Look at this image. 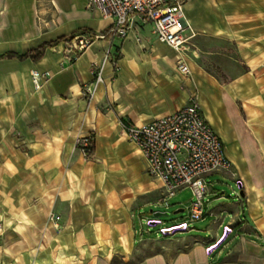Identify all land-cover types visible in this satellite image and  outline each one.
<instances>
[{
	"label": "crops",
	"instance_id": "crops-1",
	"mask_svg": "<svg viewBox=\"0 0 264 264\" xmlns=\"http://www.w3.org/2000/svg\"><path fill=\"white\" fill-rule=\"evenodd\" d=\"M89 1L0 0V55L24 54L44 43L70 39L47 49L38 62L0 60V243L9 245L19 239L25 251L16 248L13 256L27 259L23 264H62L60 257H87L88 250L82 246L68 251L52 249L58 238H78L79 233L87 232L82 223L72 234L65 227L49 238L47 220L41 216L56 210L57 205L58 211H68V219L76 216L75 210L87 209V201L75 202L73 193L52 200L58 163L67 176L93 177L96 170L85 169L76 142L95 131L100 142L110 138L111 125H115L106 121L110 115L141 127L198 104L222 139L236 178L227 172L217 173L241 183L242 188L237 201L226 205L221 202L223 193L216 189L218 185L213 189L208 186L209 197L215 199L212 203H217L210 213L214 216L212 237L155 239L164 245L147 251L141 264H264V106H254L250 80L240 76L225 82L198 66L192 70L184 52H177L181 58L174 61L166 53L169 46L153 33V26L138 18L132 19L128 38L114 37L110 34L113 20L102 18L89 7ZM200 5L208 7L211 2L186 0L190 29L185 35L189 41L193 38L190 21L199 14ZM77 36L91 38L92 44L79 50L74 43ZM97 36L105 38L95 39ZM181 60L191 75L178 71ZM102 66L104 82L91 98L86 89L94 86V71ZM33 71L51 77L41 91L32 84ZM98 141L96 159L100 156ZM41 178L45 179L43 188ZM226 227L231 233L208 253L209 247L221 241ZM134 230L132 223L133 243L137 238ZM11 234L17 238L11 239ZM125 250L130 253L126 246ZM115 252L112 249L107 256ZM107 256H96L100 257L98 264H107Z\"/></svg>",
	"mask_w": 264,
	"mask_h": 264
},
{
	"label": "rangeland",
	"instance_id": "rangeland-1",
	"mask_svg": "<svg viewBox=\"0 0 264 264\" xmlns=\"http://www.w3.org/2000/svg\"><path fill=\"white\" fill-rule=\"evenodd\" d=\"M210 2L208 7L200 5L199 14L190 21L193 38L187 44L183 57L190 63L192 70L193 66H198L225 82H233L238 77L245 76L250 80L249 95L253 96L254 106L261 108L264 106V0ZM166 53L168 56L172 55L174 61L181 58V55L170 47H167ZM109 119H106L109 124L115 122V125H111L110 138L107 136V139L104 138L100 142L94 130L95 138L99 142V158H94L91 163L86 162L84 156L82 158L85 169L96 170L95 176H67V171L61 169L59 163L56 167L55 185L51 189L52 200L54 201L55 197L65 199L73 193L75 202L80 199L83 203L87 201V209L75 210L76 216L69 219L67 210H57L59 205L56 210L51 211L52 213H41L47 220L49 238H55L65 227L68 228L69 234H72L71 230L74 228L78 229L81 223L86 227L87 232L79 233L78 238L76 235L70 236L69 241L63 237L58 238L52 249L68 251L82 246L88 250V256L60 257L61 263L98 264L101 256L110 255L114 249V256L104 258L107 264H141L147 251L160 250L164 245L155 242V239L167 241L181 237H212L210 229L214 216H210V213L217 205L212 203L215 199L209 195L205 197L206 215L204 219L196 222L189 221L190 207L194 201L190 188L178 191L166 205L162 204L165 199L162 185L148 176L142 150L129 138L126 120H116L113 115H110ZM250 120L252 121L251 118ZM77 151L80 152L78 148ZM223 172L233 174V178H236L232 164ZM44 184L45 179L41 178L42 188ZM214 184H217L216 189L223 193L222 203L230 205L237 201V193L240 192L237 182L223 173H215L206 177L207 187L213 189ZM178 210L184 212L175 214ZM154 213H169V216L155 218ZM52 214H60V220L64 224L59 221L56 227L50 219ZM154 220L160 223L150 226L149 222ZM186 221L190 224L186 232L166 237L160 233L163 227ZM132 223L135 224V236L137 234L134 243L130 231ZM46 227L43 223V229ZM20 229L17 228L18 231ZM15 235L17 236L11 234V239L17 238ZM224 235L225 229L222 238ZM82 237L87 241H82ZM22 245L19 239H13L9 245L0 243V264H23L22 261L27 259L13 256L16 248L20 252L25 251ZM125 246L130 250L129 254L126 253ZM99 255L100 257H96ZM29 260L31 262L32 259Z\"/></svg>",
	"mask_w": 264,
	"mask_h": 264
},
{
	"label": "built area",
	"instance_id": "built-area-1",
	"mask_svg": "<svg viewBox=\"0 0 264 264\" xmlns=\"http://www.w3.org/2000/svg\"><path fill=\"white\" fill-rule=\"evenodd\" d=\"M185 5L186 0L89 1V7L97 11L102 18L113 20L110 34L114 37L128 38L132 19L138 18L143 24L153 26V33L160 43L168 45L178 53L185 51L189 41L185 35V31L190 29L186 20ZM104 38L105 36L95 37ZM74 43L79 50H84L92 44V39L77 36ZM103 71V66L94 71V86L86 89L91 98H94L97 86L104 82ZM178 71L183 75H189L191 72L182 60L178 64ZM50 79L48 73H31V81L36 91L44 89ZM128 135L142 150L148 176L162 185L165 194L162 204L166 205L178 191L190 188L194 201L190 207L189 221L204 219L205 197L208 195L206 176L227 171L232 163L226 154L222 139L207 121L200 106L191 104L149 124L131 127L128 129ZM87 138L81 136L76 142V148L85 159ZM50 219L53 223H58L61 218L52 214ZM189 225L186 221L163 227L160 233L165 237L169 235L166 231L171 229H177L174 234L183 233L189 229ZM227 230L228 234L231 233V229L226 227L225 234ZM215 247L216 245L209 247L207 252H213Z\"/></svg>",
	"mask_w": 264,
	"mask_h": 264
},
{
	"label": "trees",
	"instance_id": "trees-1",
	"mask_svg": "<svg viewBox=\"0 0 264 264\" xmlns=\"http://www.w3.org/2000/svg\"><path fill=\"white\" fill-rule=\"evenodd\" d=\"M73 37L74 35L71 38ZM64 41H70V39H60L56 42L44 43L39 48L29 51L24 54H14V53L3 54V55H0V60L16 58L20 61H25V60L30 59L33 62H38L44 58L47 49L53 48L59 43L64 42ZM241 113H242V116L244 117V112H243L242 107H241ZM126 126L129 128L132 127L131 123L128 121L126 122ZM87 143L88 145H87V151H86V161L91 162L94 160L96 156V138H95L94 133H91L90 136L87 138Z\"/></svg>",
	"mask_w": 264,
	"mask_h": 264
},
{
	"label": "water",
	"instance_id": "water-1",
	"mask_svg": "<svg viewBox=\"0 0 264 264\" xmlns=\"http://www.w3.org/2000/svg\"><path fill=\"white\" fill-rule=\"evenodd\" d=\"M238 185H239V189L241 190V188H242L241 183H238ZM241 196H244L243 191H241ZM182 212H184V210H178L175 212V214L182 213ZM162 216H169V213H154L155 218H160ZM159 223H160L159 221H151V222H149V225L150 226H156ZM176 231H177V229H171V230L166 231V233L169 235H173ZM227 234H228V230L226 231L225 236L221 239V241L216 245L215 248H218L221 245V243L225 240Z\"/></svg>",
	"mask_w": 264,
	"mask_h": 264
}]
</instances>
